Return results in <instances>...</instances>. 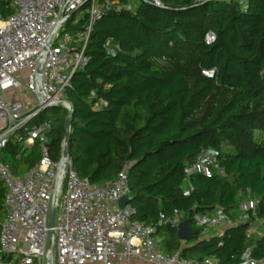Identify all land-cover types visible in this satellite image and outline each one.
Wrapping results in <instances>:
<instances>
[{"label": "trees", "instance_id": "trees-1", "mask_svg": "<svg viewBox=\"0 0 264 264\" xmlns=\"http://www.w3.org/2000/svg\"><path fill=\"white\" fill-rule=\"evenodd\" d=\"M104 1L118 3L95 23L89 62L64 95L74 105L69 150L77 173L104 184L131 162L133 220L153 223L177 209L193 229V239L181 241L178 228L162 226L166 254L237 264L251 248L263 259L264 232L250 231L251 222L204 237L192 216L222 208L236 219L241 201L255 197L252 217H264V0H247L246 7L235 0H140L131 9L129 0H97ZM88 8L71 30L84 26ZM13 12L12 0H0L2 19ZM208 31L216 36L210 44ZM53 110L49 145L58 159L68 111ZM20 135L0 154L14 174L40 157V144L27 155ZM202 149L216 153L223 174L186 183L184 169ZM6 192L0 182V231Z\"/></svg>", "mask_w": 264, "mask_h": 264}, {"label": "built area", "instance_id": "built-area-1", "mask_svg": "<svg viewBox=\"0 0 264 264\" xmlns=\"http://www.w3.org/2000/svg\"><path fill=\"white\" fill-rule=\"evenodd\" d=\"M147 1L162 5L161 0ZM235 1L246 7L247 0ZM85 3H89L86 22L71 33L66 24ZM117 3L12 0L13 14L7 19L0 17V154L9 138L19 131L24 132L20 137L24 148L26 144L36 142L41 147L37 163L22 175L14 174L0 156V182L7 188L6 215L0 231V264H134L135 260L147 264H220L211 257L190 261L182 257L180 250L172 254L161 250L158 230L164 225L178 228L184 217L181 211L162 212L153 223H145L133 220L135 209L130 202L124 207L119 206L120 198L131 196V162L112 180L94 184L77 173L71 157L66 162L60 157L54 158L49 135L56 116L48 114L35 122L48 104L65 98L73 76L89 62L86 48L95 23ZM126 8L131 9V5ZM81 18L75 19L73 26H77ZM215 39L212 31L206 33V43H213ZM45 48L42 103L38 96L37 66ZM22 71H25L24 75ZM205 73L212 75L213 71ZM9 88L14 93L24 89L35 97L36 103L31 97L24 100L16 94H13L14 98L5 93ZM184 174L185 182L189 183L194 175L210 178L222 175L223 169L215 152L202 149L194 162L185 167ZM53 197L54 223L47 253ZM258 204L259 199L255 197L242 200L236 219L222 208L205 214L194 213L192 219L201 229L202 236L217 235L240 223H264V217H252ZM260 263L248 248L237 264Z\"/></svg>", "mask_w": 264, "mask_h": 264}, {"label": "water", "instance_id": "water-1", "mask_svg": "<svg viewBox=\"0 0 264 264\" xmlns=\"http://www.w3.org/2000/svg\"><path fill=\"white\" fill-rule=\"evenodd\" d=\"M50 41H48L47 45L49 44ZM46 58V48L41 54V57L38 62L37 66V79H38V84H39V92L38 96L41 100L42 103H44L41 99V94H42V69L44 66ZM52 107H61L64 108L68 111L67 116L65 118L64 122V135L61 141V147H60V160L62 162H66L69 157H70V142H71V137H72V117L74 113V105L72 101H70L67 98L59 99L56 100L46 106V108H52ZM130 202V198L128 197H122L119 199L118 204L120 207H124L127 203ZM54 210H55V198L53 197L51 205H50V211H49V231H48V240H47V253L49 251V246H50V236L52 234L51 228L53 227L54 223ZM194 237V232L189 224L188 220H183L179 227H178V238L181 241H190Z\"/></svg>", "mask_w": 264, "mask_h": 264}, {"label": "rangeland", "instance_id": "rangeland-1", "mask_svg": "<svg viewBox=\"0 0 264 264\" xmlns=\"http://www.w3.org/2000/svg\"><path fill=\"white\" fill-rule=\"evenodd\" d=\"M139 1H140V0H129L128 4H130V5H136ZM81 15H82V12H78L73 18H71V19L67 22L66 25H68V27L70 28L71 33H74V30H71V29H72V26H73V22H74V20L80 18ZM24 72H25V71H22L21 74L24 75V74H23ZM15 92H16V93H14V91H13L11 88H9V89H7V90L5 91V93H7V94H11V95L16 94L17 97H18L19 99H24V100H25V99H28L29 97H31V98L34 99V103H36V102H35V97H33L29 92L25 91L24 89H23L22 91H15ZM13 97L15 98L14 95H13ZM17 97H16V98H17ZM27 106H28V107H31L30 104H29L28 102H27ZM46 113H47V114H54V115L56 114V112L53 110V107H52V108H48V110L46 111ZM184 185H185V184H184ZM56 214H58V212H57ZM251 230H252L253 232H255L257 235H260L262 232H264V223H262V224H260V222H256V223H254V224L251 226ZM216 233H217V232H216ZM259 260L261 261L260 264H264V258H263V259H259Z\"/></svg>", "mask_w": 264, "mask_h": 264}, {"label": "crops", "instance_id": "crops-1", "mask_svg": "<svg viewBox=\"0 0 264 264\" xmlns=\"http://www.w3.org/2000/svg\"><path fill=\"white\" fill-rule=\"evenodd\" d=\"M19 132H22V131H19ZM21 136H24V135H20L19 137H21ZM23 144H24V142H23ZM33 145L34 144H26V147H25V149H26V154L28 155L31 151H32V148H33ZM25 172H27V171H23L22 169H20V170H18V174L17 175H22V174H24ZM3 183V182H2ZM4 184V183H3ZM5 185V184H4ZM6 215V214H5ZM213 235H215V233H212V235L211 236H213ZM134 264H147V263H144V262H139V261H137V260H135V262H134Z\"/></svg>", "mask_w": 264, "mask_h": 264}]
</instances>
